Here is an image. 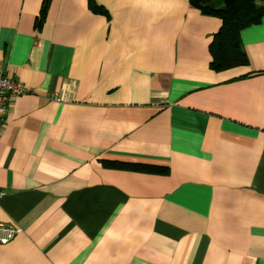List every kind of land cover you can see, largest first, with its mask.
Segmentation results:
<instances>
[{
    "label": "crops",
    "instance_id": "obj_1",
    "mask_svg": "<svg viewBox=\"0 0 264 264\" xmlns=\"http://www.w3.org/2000/svg\"><path fill=\"white\" fill-rule=\"evenodd\" d=\"M95 2L0 0V264H264V17L214 71L188 0Z\"/></svg>",
    "mask_w": 264,
    "mask_h": 264
},
{
    "label": "trees",
    "instance_id": "obj_2",
    "mask_svg": "<svg viewBox=\"0 0 264 264\" xmlns=\"http://www.w3.org/2000/svg\"><path fill=\"white\" fill-rule=\"evenodd\" d=\"M201 14L220 19V27L212 35L208 51L210 54L209 68L221 71L248 63L244 52L240 32L251 25L257 24L264 17V0H188ZM49 0H43L37 17V26L45 18ZM90 9L95 13L107 15V11L95 0H88ZM105 167L135 170L141 172L166 173L168 168L159 164L143 161L103 160Z\"/></svg>",
    "mask_w": 264,
    "mask_h": 264
},
{
    "label": "built area",
    "instance_id": "obj_3",
    "mask_svg": "<svg viewBox=\"0 0 264 264\" xmlns=\"http://www.w3.org/2000/svg\"><path fill=\"white\" fill-rule=\"evenodd\" d=\"M28 91L29 89L21 82L0 74V126L7 111L9 97L11 95H19ZM51 97L56 101L62 100V98L57 96V93H52ZM18 231L19 228L16 226L10 223L0 222V243H7L15 236V234H17Z\"/></svg>",
    "mask_w": 264,
    "mask_h": 264
}]
</instances>
